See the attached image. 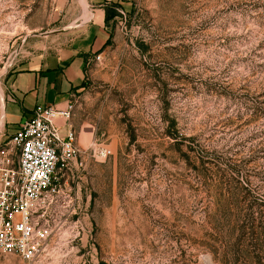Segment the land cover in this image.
<instances>
[{"label":"rangeland","instance_id":"1","mask_svg":"<svg viewBox=\"0 0 264 264\" xmlns=\"http://www.w3.org/2000/svg\"><path fill=\"white\" fill-rule=\"evenodd\" d=\"M54 4L0 0V112L9 72L57 45ZM116 9L107 75L88 82L110 154L76 163L49 264H212L202 247L210 216L233 202L238 215L245 193L264 202V0H122ZM202 152L223 180L199 176ZM256 239L264 264V235ZM0 264L23 262L0 253Z\"/></svg>","mask_w":264,"mask_h":264},{"label":"crops","instance_id":"2","mask_svg":"<svg viewBox=\"0 0 264 264\" xmlns=\"http://www.w3.org/2000/svg\"><path fill=\"white\" fill-rule=\"evenodd\" d=\"M110 2L121 4L122 0H55L57 45L9 72L0 112V132L8 134L0 136L4 137L2 142L32 116L37 105L64 111L73 102L75 108L69 120L55 117L53 121L62 136L69 130L75 133L79 160L88 152L96 154L109 148L97 135L103 116L98 94L88 82L91 73L107 75L103 56L109 48L106 43L110 31L105 23V7ZM75 165L71 164L61 179L70 190L68 181L78 171Z\"/></svg>","mask_w":264,"mask_h":264},{"label":"built area","instance_id":"3","mask_svg":"<svg viewBox=\"0 0 264 264\" xmlns=\"http://www.w3.org/2000/svg\"><path fill=\"white\" fill-rule=\"evenodd\" d=\"M74 108L73 102L64 111L37 105L7 137L9 148L0 149V253L23 264H49L55 225L74 199L61 179L71 164L83 166L81 152L75 133L69 130L62 136L53 121L69 120Z\"/></svg>","mask_w":264,"mask_h":264},{"label":"trees","instance_id":"4","mask_svg":"<svg viewBox=\"0 0 264 264\" xmlns=\"http://www.w3.org/2000/svg\"><path fill=\"white\" fill-rule=\"evenodd\" d=\"M120 3L110 2L105 7V23L109 27L110 21L117 15V9ZM110 31V39L113 32ZM108 40L106 45H110L111 40ZM175 127L173 121H169L167 131ZM194 141V137L188 138ZM199 156L200 177L205 178L207 173L217 176L219 180L224 179L223 171L218 170L216 160ZM206 157V156H205ZM249 160L244 162L225 164L230 170L236 171L241 164H247ZM215 169H212V168ZM210 168V169H209ZM233 184V180H227ZM243 199L247 202L245 208L240 209L238 215L230 214L233 208L238 210L240 205L238 202H233V208L222 207L217 210V217L210 216L211 233L207 240L202 243L203 249L207 252L208 258L212 264H256L260 261V255L256 251L257 243L254 240L264 235V202H257L249 199L247 193L243 194ZM237 201V200H235ZM242 210V211H241Z\"/></svg>","mask_w":264,"mask_h":264}]
</instances>
